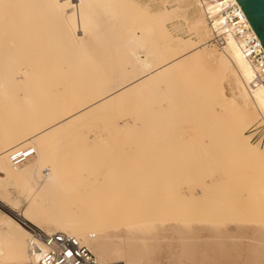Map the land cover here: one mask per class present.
Listing matches in <instances>:
<instances>
[{
  "label": "rangeland",
  "instance_id": "374dc122",
  "mask_svg": "<svg viewBox=\"0 0 264 264\" xmlns=\"http://www.w3.org/2000/svg\"><path fill=\"white\" fill-rule=\"evenodd\" d=\"M38 1H34L38 4L35 11L41 9L37 10L41 18L36 15L37 11L28 18L18 17L14 9L19 10L17 3L18 7L13 6L14 10L0 16L4 20L0 23L1 39L6 43L1 41L0 161L6 163L8 171L37 165L36 181L31 175L17 174L19 177H13L14 180L3 181L4 177H0V197L10 209L16 204L28 210L38 225L16 216L2 204L0 213L25 227L76 237L86 248L91 246L93 251L88 249L103 264H264V221H261L264 220V163L256 164V161L250 162L236 153L234 156L229 153L235 143L228 139L232 135V131H228L229 117L217 116L212 122V110L219 105V98L213 101L211 94L208 98L201 86L203 70L210 69L209 64L198 66L197 71L188 68L172 71L181 75L180 79L175 75L176 78H169L171 73L165 74L164 78L161 73L166 70H160L133 84L129 90L116 93L113 98L94 106L92 111L95 113L87 111V119L83 118L82 124L80 121L63 129L54 128L36 137L34 143L25 141L37 129L64 117L77 107L76 104L103 97L111 88L136 79L142 70L140 64L151 60L153 66L164 64L180 53L176 52V47L182 51L184 45L193 44L195 52L220 57L223 48L210 42L211 33L196 0H79L82 5L78 3L77 11L76 3L71 4L70 0L62 4L53 0V9V5L45 6L47 1L49 4L52 1ZM123 9H128L127 14H122ZM81 12L82 18L78 19ZM157 16L162 21L156 19ZM75 18L80 20L79 23ZM200 20L203 24L198 23ZM129 22L130 27L126 30L124 26ZM115 25H123L125 31H132L137 36L144 34L146 27L153 32L151 36L142 35L145 40L142 39L137 48L132 45L130 49L129 45L126 47L125 38L131 37L127 38L122 27L123 32L119 33ZM81 37V44L77 46L74 41ZM123 38L126 46L121 45ZM44 47L48 48L47 52H42ZM134 47L140 51L138 65L129 55ZM126 49L129 54H125ZM128 55L130 59L124 57ZM160 74L162 77L157 76ZM156 78L159 80L154 82ZM139 85L142 86L137 89ZM196 93L199 97L194 95ZM182 94L196 96L195 101L191 99L192 95L189 98L186 95L185 103ZM181 103H185V107ZM258 118L243 126L241 132L251 148L262 151L264 142L254 143L249 137L250 129L257 123L264 132V125L260 124H264V120ZM28 148L37 152L16 170L9 162L8 153L13 149ZM227 164H232V172H227ZM46 169L55 174V180L38 189ZM70 195L71 199H68ZM87 199L93 202L82 203ZM66 200L69 202L65 203ZM229 202L236 203V207ZM51 206L55 210L59 207L75 210L76 213L72 212L79 218L72 215L71 219L77 222L85 220V214H95L88 219L92 220V225L86 223L89 225L70 233L67 231L70 226L56 219ZM93 208L102 210L100 214L103 215L92 212ZM19 226L26 235L22 239L29 242L28 229ZM4 242L9 246L8 240ZM0 257L3 258H0V264L29 263L25 255L15 257L10 250Z\"/></svg>",
  "mask_w": 264,
  "mask_h": 264
},
{
  "label": "bare ground",
  "instance_id": "6f19581e",
  "mask_svg": "<svg viewBox=\"0 0 264 264\" xmlns=\"http://www.w3.org/2000/svg\"><path fill=\"white\" fill-rule=\"evenodd\" d=\"M34 1H38V0H0V16H1V14L3 13H7V12H10V11H12V9L16 6V7H18L19 8V10H17V8H14L17 12H15V14L16 15H18V17H21L22 16V18L23 17H31L32 16V14L33 15H35V13H36V11L39 9V10H41L40 8H38L36 11H35V9H36V7L38 6V4H37V2H34ZM40 1V0H39ZM39 1H38V3H39ZM42 1V0H41ZM40 1V2H41ZM44 1H47V0H44ZM44 1H43V3H44ZM49 1H52V2H50V3H52V4H49V2L47 1L46 2V5L45 6H50V5H53V6H51V8L53 9V7H54V2H53V0H49ZM55 1V0H54ZM57 2H58V0H56ZM67 0H59V2L62 4V2H66ZM179 1V0H178ZM71 4L72 3H76V8H75V10L77 11V7H78V3L79 4H81L80 3V1L79 0H70L69 1ZM81 2H82V0H81ZM85 2V1H84ZM121 2H124V1H121ZM182 2V1H181ZM197 2V1H196ZM17 3V5H15ZM34 3H35V5H34ZM49 5H48V4ZM70 3H69V5H70ZM45 4V3H44ZM56 4V3H55ZM126 4V3H125ZM37 5V6H36ZM42 5V4H41ZM67 5H68V3H67ZM82 5V4H81ZM81 5H80V8H82L81 7ZM122 5V4H121ZM124 5V4H123ZM122 5V6H123ZM196 5V4H195ZM198 5V4H197ZM14 6V7H13ZM40 6V5H39ZM44 6V5H43ZM42 6V7H43ZM71 6V5H70ZM41 7V6H40ZM72 7H73V5H72ZM120 7V6H119ZM46 7H44V9H45ZM49 7H47L46 9H48ZM112 8V7H111ZM123 8H125V5H124V7ZM126 8H127V5H126ZM13 9V10H14ZM50 9V8H49ZM74 9V8H73ZM113 9V8H112ZM112 9H111V12H112ZM122 9V8H121ZM55 10V9H54ZM128 9H123V10H121V12H122V14H127V11ZM130 10V9H129ZM44 11V10H43ZM42 11V12H43ZM79 11H80V9H79ZM79 11H78V13H79ZM40 13V11H37V16H39V18H41L40 16L41 15H38L39 13ZM42 12H41V14H42ZM46 12V11H45ZM44 12V13H45ZM12 14H13V12H11ZM43 13V14H44ZM76 13V12H75ZM74 13V14H75ZM77 13V14H78ZM113 13V12H112ZM114 13H115V11H114ZM2 14V15H3ZM14 14V15H15ZM54 14V13H53ZM76 14V15H77ZM115 14H117V13H115ZM132 14V13H131ZM204 14V13H203ZM8 15V14H7ZM6 15V19L8 20V17L9 16H7ZM79 15V14H78ZM82 12H81V14H80V16H78V19H79V17H81L82 18ZM163 17L165 16L164 14H161ZM197 15V14H196ZM37 16H35V17H37ZM55 15H53V17H54ZM109 16V15H108ZM117 16H118V14H117ZM116 16V17H117ZM129 16H131V15H129ZM135 16V15H134ZM194 16V15H193ZM2 17H4V15L3 16H1V18ZM34 17V16H33ZM110 17V16H109ZM158 17V16H157ZM166 17H168L167 15H166ZM13 18H15V16L13 17ZM17 18V17H16ZM15 18V19H16ZM76 18H77V16H76ZM75 18V19H76ZM115 18V17H114ZM119 18H120V16H119ZM129 19H131L130 17H128ZM134 18V17H133ZM138 18V17H137ZM154 18V17H153ZM159 18L160 17H158V18H156V19H158L159 20ZM198 18V17H197ZM12 19V18H11ZM24 19V18H23ZM26 19V18H25ZM35 19V18H34ZM37 19V18H36ZM78 19H76L77 21H78ZM121 19H122V17H121ZM151 19V18H150ZM166 19V18H165ZM164 19V20H165ZM6 20V21H7ZM10 20V19H9ZM17 20V19H16ZM19 20V19H18ZM76 20H75V22H76ZM112 20V19H111ZM133 20V19H132ZM145 20V19H144ZM0 21H2V22H0L1 24L3 23V19L1 20L0 19ZM80 21V20H79ZM79 21H78V23H79ZM81 21H82V19H81ZM114 21V20H113ZM112 21V22H113ZM126 21V23H127V21H129L128 19L127 20H125ZM150 21V20H149ZM152 21H155V20H152ZM159 21H162L161 19L159 20ZM204 21H205V19H204ZM5 23V22H4ZM137 23V22H136ZM143 24H144V22H142ZM147 23V22H146ZM155 23V22H154ZM198 23H200V24H203L202 23V20H200ZM205 23H206V21H205ZM112 24H114V22L112 23ZM111 24V25H112ZM120 24V23H119ZM123 24H125V23H123ZM128 24V23H127ZM126 24V25H127ZM134 24V23H133ZM143 24H141V25H143ZM157 24V23H156ZM4 25V24H3ZM2 25V26H3ZM6 25V24H5ZM20 25V24H19ZM61 25H62V23H61ZM114 26V25H113ZM113 26H111V28L113 27ZM116 26V25H115ZM151 26L153 27V25L151 24ZM196 26V28H197V26L198 25H195ZM120 27H122V29H123V25H120ZM120 27H118V26H116L115 28H119V30H120V32L119 33H121V32H123L121 29H120ZM125 27V29L127 30V28H129L130 27V22H129V25H127V26H124ZM127 27V28H126ZM135 27V26H134ZM2 28V27H1ZM6 28V27H5ZM147 29H146V32L144 33V34H142V35H145L146 37H147V35H149L150 33H152L153 31H151L152 29L151 28H149V27H146ZM165 28V27H164ZM114 29V28H113ZM116 29V30H117ZM125 29H123L124 30V33L126 34V36H127V38H130L129 40L128 39H126L125 38V35H124V38H125V40H127V46L125 45L126 43V41H124V38L122 39L123 41H124V43H121V45H124V46H126L127 48H128V45H129V48H130V46H132V45H135V47H136V45L138 46L139 44H140V42H142V39H144V37L142 36H137V35H134L133 33H132V31L129 33V31H125ZM151 29V30H150ZM0 30H2V29H0ZM31 30V29H30ZM112 31V29H109V31ZM109 31H108V33H109ZM138 31V30H137ZM28 32V31H27ZM127 32V33H126ZM155 32V31H154ZM25 33V32H24ZM54 33V32H53ZM1 34H2V32L0 31V63H2V59H3V45H1V41H2V39H1ZM3 34H5V33H3ZM27 34V33H26ZM26 34H24L25 36H26ZM29 34H30V31H29ZM46 34V33H45ZM147 34V35H146ZM28 35V34H27ZM80 35H82V34H80ZM122 36H123V34H121ZM131 35V36H130ZM152 34H150V36H151ZM24 36V37H25ZM39 36V35H38ZM108 36V35H107ZM150 36H148L149 38H150ZM154 36V35H153ZM157 37H158V35H156ZM161 36V35H160ZM157 37H155V39L157 38ZM162 37V36H161ZM172 37V36H171ZM3 38V37H2ZM69 38V37H68ZM148 38V39H149ZM153 38V37H152ZM159 38V37H158ZM166 38H168V36L166 37ZM83 38L81 37V38H77L76 39V41H74L75 42V44H77V46H79L80 44H81V40H82ZM162 39V38H161ZM169 39V38H168ZM24 40V39H23ZM23 40H21L20 42H22ZM36 40V39H35ZM48 40V39H47ZM66 40V39H65ZM64 40V41H65ZM75 40V39H74ZM145 40V39H144ZM154 40V39H153ZM41 41V40H40ZM49 41V40H48ZM70 41V40H69ZM68 41V42H69ZM122 41V42H123ZM162 41V40H161ZM4 42V40L2 41V43ZM34 42V41H33ZM71 42H73V40L71 41ZM70 42V43H71ZM77 42V43H76ZM83 42V41H82ZM105 42V41H104ZM149 42V41H148ZM152 42V41H151ZM160 42V41H159ZM5 43V42H4ZM80 43V44H79ZM156 43V42H155ZM158 43V42H157ZM164 43V42H163ZM6 44V43H5ZM21 44H24L23 42L21 43ZM20 44V45H21ZM74 44V45H75ZM79 44V45H78ZM72 45H73V43H72ZM157 45H159V44H157ZM192 45L193 44H187V45H184L182 48H181V50L182 51H180V49L178 48V47H176V49H177V51L176 52H180V53H176L177 55H175V56H173V58H171L170 60L168 59V60H166L165 62H164V64L162 63L161 65H156V66H153V64L151 63L152 62V60L149 62V61H147V63H142V64H140V68L142 69H139V70H141V73H139L140 74V76H139V74H138V76H136L137 78L136 79H132V81L131 82H128L127 81V83L128 84H126V85H123V86H117V87H115V88H111L110 90H109V92L106 94V95H104L103 97H96V98H93V99H91L90 101H88V102H78V103H80V104H76V108L75 109H72L71 111H69L64 117H62V118H60L59 120L57 119L56 121H53L52 122V124L50 125H48V126H45V127H43V128H39V129H37L36 131H35V133H32V134H30V136L28 135V137L27 138H25L26 140L25 141H32L33 142V140L35 141V140H37L36 139V137H39V136H42V135H45L48 131H51L52 129L54 130V128H59V127H61L62 129L65 127V126H71V125H75V124H78L83 118H85V117H87L86 116V114L88 113L87 111H90V112H92L93 114L95 113L94 111H92V109L94 108V106H96V105H98V104H100L101 102H104V101H106L107 99H109V98H111L114 94H116V93H119V92H122L123 90H127L128 88H130V86H132L133 84H135V83H138V82H142L146 77H148L149 75H151V74H156V73H158V72H160V70H166V72L165 73H161L162 74V76H163V74H164V78H165V74L166 75H170V73H171V75H170V77L169 78H176L175 76H177L178 77V79H180L179 77L181 76V75H177V74H174L175 72L174 71H181V70H184L185 68H188V69H190V70H194L195 68H197L198 66H200V65H202V64H205V63H207V64H209V66H210V69H208V70H206V69H204L203 70V75H204V81H203V84L201 85V86H203V89L204 90H206V92H207V97L209 98L210 96V94H211V96H212V99H213V101L214 100H216L217 98H219L217 101H218V106L214 109V110H212L213 112H214V115H212L211 117L213 118V121L212 122H214V118L216 117L217 118V116H228L229 117V120H228V122H227V124L230 126V129H228V131L229 130H231L232 131V135H231V137L229 136V138L228 139H232L233 140V143L234 144H232L231 145V150L229 151V153L231 152V154H233V156H234V153H236V154H238L239 156H241V157H244L246 160H248V161H250V162H254V161H256V164L258 163V164H261V163H264V150H260V149H258V148H251L249 145H248V143H247V141H246V139H244V137L242 136V132H241V129H242V127L243 126H246L247 124H250V122H252V121H254L255 119H256V117H261L263 120H264V87H262V86H258V87H256V88H251L250 87V82L253 80V77H254V72H253V70H252V68L250 67V65L247 63V61L243 58V56H242V54H241V52H240V49H239V46H238V44L236 43V41L234 40V39H232V38H229L228 39V42H227V45L225 46V48H223L222 49V52H223V54H221V56L220 57H213L212 55H210V54H207V53H205V52H203V53H198L197 52V50H196V52H195V49L192 47ZM204 45V44H203ZM6 46V45H5ZM66 46V45H65ZM166 46V45H165ZM194 46V45H193ZM37 47H38V44H37ZM119 47H120V45H119ZM135 47H134V49H135ZM155 47V46H154ZM195 47V46H194ZM137 48V47H136ZM9 49V48H8ZM39 49V48H38ZM38 49H36V51L38 50ZM119 49V48H118ZM125 49V48H124ZM131 49V48H130ZM151 49V48H150ZM175 49V48H174ZM6 50V49H5ZM110 50V49H109ZM127 50V51H126ZM125 51V54H127L128 52H129V50L128 49H126ZM140 50V49H139ZM163 50V49H162ZM35 51V50H34ZM48 51V48H45L44 47V49H42V52H47ZM111 51V50H110ZM132 53H128L129 55H130V58H132V61L134 60L135 62V64L137 63V65H138V56L140 55L139 54V52L135 49V50H130ZM168 51V50H167ZM166 51V52H167ZM5 52V51H4ZM39 52V51H38ZM41 52V53H42ZM75 52V51H74ZM174 52V51H173ZM195 52V53H194ZM7 53H8V51H7ZM32 53V52H31ZM40 53V52H39ZM119 53V52H118ZM123 53V52H122ZM169 53V52H168ZM175 53V52H174ZM190 53H192L191 55H189V56H187L188 54H190ZM5 54V53H4ZM9 55V54H8ZM129 55L126 57V56H124L126 59H130L129 58ZM121 57H123V56H121ZM185 58V59H184ZM14 59V58H13ZM94 59H95V57H94ZM9 60V59H8ZM8 60H5V62L7 61V64H8ZM24 60V59H23ZM22 60V61H23ZM75 60V59H74ZM86 60V59H85ZM134 63H133V65H134ZM4 64V63H3ZM6 64V65H7ZM16 64V63H15ZM19 64V63H18ZM29 65V64H28ZM7 67V66H6ZM45 67L47 68V65H45ZM136 68V67H135ZM166 68H168V69H166ZM199 68V67H198ZM33 69V68H32ZM122 69H123V67H122ZM202 69V68H201ZM137 70V69H136ZM196 70V69H195ZM194 70V71H195ZM33 71V70H32ZM35 71V70H34ZM172 71L174 72V73H172ZM188 71V70H187ZM193 71V72H194ZM197 71V70H196ZM202 71V70H201ZM201 71H198V72H201ZM25 72V71H24ZM31 72V71H30ZM30 72L28 73L29 75H30ZM47 72V71H46ZM138 72V71H137ZM183 72V71H182ZM181 72V73H182ZM193 72H192V74H193ZM1 74H2V72H0ZM8 73V72H7ZM33 73V72H32ZM178 73V72H177ZM194 73H196V72H194ZM9 74V73H8ZM25 74H26V72H25ZM161 74L160 75H157L158 77H162L161 76ZM4 75V74H3ZM33 75V74H32ZM168 75V76H169ZM172 75L174 76V77H172ZM197 74H195V76H196ZM25 76V75H24ZM31 76V75H30ZM70 76V75H69ZM156 76V75H155ZM168 76H167V78H168ZM4 77V76H3ZM28 77V76H27ZM44 77V76H43ZM184 77V76H183ZM193 77H194V75H193ZM9 78H11L12 79V77L11 76H9ZM26 78V77H25ZM199 78V77H198ZM4 79V78H3ZM2 79V80H3ZM5 79H8L7 77L5 78ZM162 79V78H161ZM182 79V78H181ZM156 80H159V78L157 79H155L154 80V82L156 81ZM166 79H164V81H165ZM200 80V82L202 83V81H201V79H199ZM14 82H16V81H14ZM166 82V81H165ZM1 83V82H0ZM8 83V82H7ZM12 83H13V79H12ZM6 84V83H5ZM11 84V83H10ZM13 85V84H12ZM142 85H144V84H142ZM142 85H139V87H137V89H139V88H141V86ZM147 85H148V83H147ZM7 86V85H6ZM5 86V87H6ZM156 86V85H155ZM4 87V86H3ZM145 87V86H144ZM2 88V87H1ZM142 89H145V88H143L142 87ZM129 90V89H128ZM201 90V89H200ZM203 90V91H204ZM194 91V90H193ZM199 91V90H198ZM202 91V90H201ZM200 91V92H201ZM102 92V91H101ZM191 91H189V93H190ZM200 92H198V93H200ZM36 93V92H35ZM191 93H193V92H191ZM198 93H196V94H194V95H196L197 97H199V94ZM13 94V93H12ZM122 94V93H121ZM140 94H141V92H140ZM198 94V95H197ZM119 96H120V94H118ZM183 96H181V98L183 97V99H184V101L186 100L185 99V97H186V95H188V97L187 98H189V97H191V95L192 94H182ZM195 96V97H196ZM206 97V95H204L203 94V97ZM195 97H193V95H192V97H191V99L193 98V101H195ZM113 98V97H112ZM201 98V97H200ZM208 98H206V99H208ZM211 98V97H210ZM116 99V98H115ZM191 99H189V100H191ZM196 99H198V98H196ZM205 99V98H204ZM203 99V100H204ZM200 100V103H202L203 104V102H201L202 100L201 99H199ZM199 100H197V101H199ZM192 101V102H193ZM112 102V101H111ZM182 102H183V100H182ZM185 103H186V101H185ZM185 103H181L180 105L181 106H184L185 105ZM194 104H195V102H193ZM192 103V104H193ZM204 103H205V101H204ZM147 104V103H146ZM209 104V103H208ZM187 105H188V102H187ZM201 105V104H200ZM157 106V105H156ZM189 106H191V104H189ZM188 106V107H189ZM185 107V106H184ZM86 112V113H85ZM205 113V112H204ZM97 114V113H96ZM203 116L205 115V114H203V113H201ZM200 114V116L202 117V115ZM211 114V113H210ZM210 114H208L209 116H210ZM98 115V114H97ZM198 116V115H197ZM206 116V115H205ZM203 119L202 120H204V117H202ZM212 118H211V120H212ZM258 118V119H259ZM85 119H87V118H85ZM207 119V118H206ZM222 119V118H221ZM226 119V118H225ZM110 120V119H109ZM160 120V119H159ZM217 120V119H216ZM85 121V120H84ZM217 121H221V120H217ZM111 122V121H110ZM205 122H208V121H205ZM211 121L209 122V123H212ZM105 123V122H104ZM81 124H82V121H81ZM111 124V123H110ZM203 124H205L204 123V121H203ZM214 124H216L217 125V123H216V121H215V123ZM213 124V125H214ZM216 125H214V126H216ZM224 125V124H223ZM205 126H207V125H205ZM218 126V125H217ZM220 126V125H219ZM202 127V126H201ZM66 128V127H65ZM68 129V128H67ZM61 130V129H60ZM58 132H60V131H58ZM239 132V133H238ZM189 135V134H188ZM200 136V135H199ZM114 137V136H113ZM236 137V138H235ZM45 138V137H44ZM230 139V140H231ZM231 140V141H232ZM24 141V140H23ZM86 141V140H85ZM92 141V140H91ZM94 141V140H93ZM92 141V142H93ZM225 141V140H224ZM230 141V142H231ZM227 142V141H226ZM228 142H229V140H228ZM34 143V142H33ZM36 144V143H35ZM35 146V145H34ZM225 147V146H224ZM14 150V149H13ZM13 150H11L9 153H8V157H9V162L12 164V166H14V164L12 163V161H11V158H10V154H11V152H13ZM34 150V149H33ZM36 151V150H35ZM34 151V152H35ZM37 152V151H36ZM6 153V152H5ZM4 153V154H5ZM226 153V152H225ZM228 153V154H229ZM45 154V153H44ZM228 156V155H227ZM226 156V157H227ZM232 156V157H233ZM164 158V157H163ZM228 159H230V158H228ZM233 159V158H232ZM249 163V162H248ZM111 165V164H110ZM255 165V164H254ZM233 166H235V165H233ZM14 168L16 169V170H18L17 169V167L16 166H14ZM23 168V167H22ZM193 169V168H192ZM226 169H227V172H228V170H233V167H232V164H227V167H226ZM36 170H37V165L36 166H27V167H25V168H23V169H20L19 171H8V169H7V167H6V163H4V161H0V177L2 178V177H4L3 179H2V181L3 180H14L13 179V177H16V176H32V178H33V181L35 180L36 181V179L34 178V176H35V173H36ZM44 171V173H45V175H44V177H43V180L41 181V182H39V187H37L38 189H40L43 185H45V184H50V183H53L54 181L53 180H55V178L54 177H56L55 176V174L53 173V174H51L50 172H48V170L46 169V170H43ZM192 172V171H191ZM232 172V171H231ZM235 172V171H234ZM56 173V172H55ZM89 173H91V172H89ZM18 174V175H17ZM226 175V174H225ZM18 176V177H19ZM17 179V178H16ZM27 178H25V180H26ZM57 179V178H56ZM20 180H22V178L20 179ZM27 180H29V179H27ZM32 181V182H33ZM248 181V180H247ZM1 182V181H0ZM15 182V181H14ZM34 183V182H33ZM1 184V183H0ZM57 184L58 183H56V187H57ZM79 184H81V183H79ZM83 184V183H82ZM33 186V185H32ZM51 187V186H50ZM50 187H48V188H50ZM164 187V186H163ZM162 187V188H163ZM29 188L31 189V187L29 186ZM102 188V187H101ZM54 189V188H53ZM26 190H28V188L26 189ZM56 190V189H55ZM54 190V191H55ZM58 190V189H57ZM60 190H62V189H59V191ZM105 190V189H104ZM61 192V191H60ZM49 193H51V192H49ZM58 193V192H57ZM70 193V192H69ZM87 193V192H86ZM117 193V192H116ZM52 194V193H51ZM60 194H62V192L60 193ZM75 194V193H74ZM93 194H95V193H93ZM99 194H101V193H99ZM121 194V193H120ZM63 195V194H62ZM66 195V194H65ZM68 195V194H67ZM76 195V194H75ZM74 195V196H75ZM78 195V194H77ZM84 195H87V194H84ZM102 195V194H101ZM164 195V194H163ZM26 196V195H25ZM49 197L51 196V195H48ZM57 196H59V194L57 195ZM73 196V197H74ZM88 196V195H87ZM97 196V195H96ZM100 196V195H99ZM216 196V195H215ZM47 197V196H46ZM72 197V198H73ZM85 197V196H84ZM90 197V196H89ZM217 197V196H216ZM48 198V197H47ZM52 198V197H51ZM59 198V197H58ZM71 199V195H70V197H68V199ZM87 198V197H86ZM215 198V197H214ZM31 199V198H30ZM49 199V198H48ZM53 199V198H52ZM54 199H56L55 198V196H54ZM61 199H63V198H61ZM90 199V198H89ZM89 199H87V200H84V201H82V203H84L85 201H86V203H88L90 200ZM101 199V198H100ZM139 199V198H138ZM39 200V199H38ZM42 200V199H41ZM44 200H46V199H44ZM58 200V199H57ZM60 200V199H59ZM64 200H65V198H64ZM92 200V199H91ZM140 200V199H139ZM147 200V199H146ZM212 200V199H211ZM5 201V200H4ZM3 201V199L1 200V197H0V204H2L5 208H7V209H9V210H11V212L13 213V214H15L16 216H18V217H23V218H25V219H27V220H29L31 223H33V225H38V223H37V221L35 222L34 220H32V215H29V211L28 210H26L25 208H20L19 206L20 205H16L15 204V206L14 205H11V206H13V208L12 209H10V205L8 206V204H6V202H4ZM7 201V200H6ZM96 201H98V199L96 200ZM101 201V200H100ZM106 201V200H105ZM152 201V200H151ZM242 201H244V200H242ZM242 201H240L241 202V204L243 203ZM246 201L247 200H245V204H246ZM258 201L260 202V200H256V202L258 203ZM67 202H69V201H67L66 200V202L65 203H67ZM72 202L74 203H76V200L74 201V199L72 200ZM72 202L71 203H68V205L70 204H72ZM80 202V201H79ZM90 202H93V200L92 201H90ZM99 202V201H98ZM101 202H103V200L101 201ZM107 202H108V200H107ZM126 202V201H125ZM125 202H123V203H125ZM263 202V201H262ZM33 203V202H32ZM77 203H78V201H77ZM95 203V202H94ZM94 203H92V204H94ZM106 203V202H105ZM214 203V202H213ZM221 203V202H220ZM227 203V202H226ZM231 203L232 202H229V204L231 205ZM248 203V202H247ZM256 203V204H257ZM10 204V203H9ZM18 204V203H17ZM23 205H24V203H22ZM27 204V203H26ZM28 204H30V203H28ZM27 204V205H28ZM34 204V203H33ZM91 204V203H90ZM97 204V203H96ZM98 204H101V203H98ZM110 204V203H109ZM215 204V203H214ZM228 204V207L230 206ZM233 204V203H232ZM235 205H237L236 203H234ZM231 205V206H233V207H236L235 205ZM245 204H243V205H245ZM258 204H260V203H258ZM52 205V204H51ZM58 205V204H57ZM82 205V204H81ZM108 205V204H107ZM116 205H118V204H116ZM212 205V204H211ZM224 205H225V202H224ZM25 206V205H24ZM60 206V205H59ZM86 206V205H85ZM92 206H95V205H92ZM91 206V207H92ZM111 206V205H110ZM223 208H224V206L223 205H221ZM226 206H227V204H226ZM225 206V207H226ZM230 206V207H231ZM262 206V205H261ZM44 207V206H43ZM52 207V206H51ZM50 207V208H51ZM98 207V206H97ZM100 207V206H99ZM98 207V208H99ZM109 207V206H108ZM174 207V206H173ZM28 208V207H27ZM32 208V207H31ZM34 208V207H33ZM46 208V207H45ZM49 208V207H48ZM49 208V209H50ZM53 208V207H52ZM219 208H220V206H219ZM245 207L243 206L242 207V210L244 209ZM256 208H257V206H256ZM1 209V208H0ZM36 209V208H35ZM94 209V208H93ZM93 209H91V211L92 212H96V213H99V215L101 216V215H103V214H100L101 212H103L102 210H100V209H97V210H93ZM227 209V208H226ZM228 209H232V208H228ZM237 209V208H236ZM43 210H44V208H43ZM53 210H54V213H55V217H56V219H61L62 220V223H63V221H65L66 222V224H68L69 226H70V230H67V231H69L70 233H75L76 231L78 232L80 229H82L84 226H86L87 224L86 223H89L90 221H92V220H90V221H88V219H92L93 217H94V215L95 214H92V215H87L86 216V214H85V216L84 217H86L85 218V220H81L82 222H77V221H74V220H76V219H71V217H72V215H74V217L76 216V211L75 210H73L72 209V211H74L75 213H73L69 208H67V209H62V208H60L59 207V209H57V210H55L54 208H53ZM88 210V209H87ZM105 210V209H104ZM225 210V209H224ZM229 210V211H230ZM234 209H232L231 211H233ZM46 211V210H45ZM91 211H89L90 213H91ZM227 211V210H226ZM244 211V210H243ZM260 211V210H259ZM52 212V211H51ZM50 212V213H51ZM86 212H88V211H86ZM190 212V211H189ZM195 212H197V211H195ZM49 213V212H48ZM53 213V212H52ZM107 213V212H106ZM257 213V212H256ZM88 214V213H87ZM10 215V214H9ZM46 215V214H45ZM98 215V214H97ZM107 215V214H106ZM80 216H81V214H80ZM99 216V217H100ZM46 217H48L47 215H46ZM54 217V216H53ZM73 217V218H74ZM78 217V215L76 216V218ZM82 217H83V215H82ZM79 218V217H78ZM50 219V218H49ZM196 219V218H195ZM245 218H242V220L243 221H248V220H244ZM251 219H254V218H251ZM260 219H262V218H260ZM16 220V219H15ZM15 220H12V219H9V218H7L6 216H4L2 213H0V255L3 253V252H9V250L12 252V254H13V256H15V257H18V256H21V255H25L26 257H27V262H29L28 264H37V262H38V260H39V256H40V254L36 251V252H34V254H31V251H30V242L31 241H34L35 243H37V244H39L40 243V240L37 238V236L39 235H42V233H44L42 230H40V229H38V228H33V227H31V226H24L22 223H20V222H18V221H15ZM235 220H237V219H235ZM235 220H233V221H235ZM242 220H240V221H242ZM258 220V219H257ZM249 221H251V220H249ZM261 221H264L263 219L261 220ZM57 222V221H56ZM58 222H59V220H58ZM239 222V221H238ZM59 223H61V222H59ZM91 223V222H90ZM135 223V222H134ZM66 224H65V226H66ZM128 224V223H127ZM132 224V223H131ZM19 225H22L25 229L27 228L28 229V232H29V235H30V241L29 242H26V241H24L23 239H22V237H26V235H25V233H24V231H23V229L19 226ZM89 225V224H88ZM87 225V226H88ZM91 225H92V223H91ZM94 225V224H93ZM103 225V224H102ZM105 225H108V224H105ZM69 226H67V227H69ZM63 228H65V227H63ZM60 229V228H59ZM100 232V231H99ZM90 233V232H89ZM72 235V234H71ZM81 235V234H80ZM75 236V235H74ZM90 238H94V236H92V235H90ZM5 240H8L9 241V246L8 245H5ZM88 248L91 250V251H93L91 248V246L89 247V245H88ZM5 257V256H4ZM26 257H25V260H26ZM1 258V257H0ZM1 259H3V258H1ZM22 261V260H21ZM3 262V261H2ZM26 262V263H27ZM14 264H16V263H14ZM106 264V263H105ZM112 264V263H111ZM121 264V263H120Z\"/></svg>",
  "mask_w": 264,
  "mask_h": 264
},
{
  "label": "built area",
  "instance_id": "2783aa9c",
  "mask_svg": "<svg viewBox=\"0 0 264 264\" xmlns=\"http://www.w3.org/2000/svg\"><path fill=\"white\" fill-rule=\"evenodd\" d=\"M204 13L211 40L219 48H224L232 38L239 46L243 58L254 72L251 88L264 87V48L247 22L236 0H196ZM264 125L263 122L260 123ZM255 124L249 132L254 143L264 142V132ZM35 154L32 148L13 150L10 158L19 167ZM37 238L40 243L30 242L31 254H40L37 264H103L79 239L65 233H42Z\"/></svg>",
  "mask_w": 264,
  "mask_h": 264
},
{
  "label": "water",
  "instance_id": "95a60500",
  "mask_svg": "<svg viewBox=\"0 0 264 264\" xmlns=\"http://www.w3.org/2000/svg\"><path fill=\"white\" fill-rule=\"evenodd\" d=\"M264 48V0H236Z\"/></svg>",
  "mask_w": 264,
  "mask_h": 264
}]
</instances>
